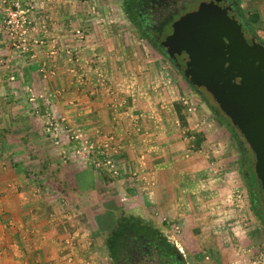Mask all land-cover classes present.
<instances>
[{"label": "rangeland", "instance_id": "374dc122", "mask_svg": "<svg viewBox=\"0 0 264 264\" xmlns=\"http://www.w3.org/2000/svg\"><path fill=\"white\" fill-rule=\"evenodd\" d=\"M203 1L169 0V9L181 17L190 11L199 12L197 6ZM16 2L19 3L18 9L24 20L22 29L25 30L26 38L24 47L19 48L10 39L5 23L7 10L13 8ZM52 2L53 0H0V10L4 14L1 28L5 37L0 47L4 43L12 52L9 56L4 51V46L0 48V169L6 167L8 173L23 175L37 192L45 194L47 192L60 211L75 213L82 223L86 224L88 221L95 223L94 238L98 239L97 246L102 257H107V264L114 263L108 258L105 239L113 229L110 225H115L116 218L120 215L139 218L141 224H148L157 229L161 236L178 250V255L183 258L185 264H223L221 260L214 261V257H205L210 255L211 251L207 252L204 249L202 253L200 250L192 253L191 247L187 251L176 239L179 227L161 223L152 211L137 206L132 200V195H129L130 197L127 194L122 195L125 193L123 183L126 176L130 173V177L133 178L136 174L133 170L124 168L119 162L120 141L119 137L109 131L107 114L109 113V119L113 122L114 114L120 113L128 102L126 96H120L116 99L117 104L113 103L111 107L110 102L108 106L102 99L107 97L106 93L109 96L111 91L115 92L114 88H119L114 86V81L116 83L120 79H140L144 85L153 84L154 87L150 88L152 91L156 89L153 94L162 91L155 86L156 81L157 83L169 81L167 84L170 86L165 87V92L172 95L170 91L174 90L177 96L185 93L187 97L184 96L185 98L180 101L184 106H188L187 112L194 111L198 106L207 107L214 128L223 125L219 116L231 125L230 120L223 116L218 104L204 87L194 86L201 91L205 99L209 100L208 103L201 99L172 63L150 46L129 19L124 10V0H67L66 3H70L75 13L72 19H69V37L66 38L69 39L63 42V45H67L63 47L53 35L54 28L58 27L52 26L49 16L44 13ZM234 2L244 20L252 15V0ZM147 15L151 16L149 21L153 24V15L150 12ZM159 21L156 15V23ZM256 23L258 26L261 24ZM259 28L256 29V35L264 41V31ZM48 43L50 46L47 49L50 48V51L44 47ZM72 44L82 48L79 52L81 58L70 48ZM166 44L170 46L169 42ZM64 48L67 52L61 56L62 61H65L61 73L65 75L60 76V73V77L55 78L57 77L53 65L55 60H52V56L61 55L59 51ZM39 51H45L43 62L40 61L43 81L40 87L25 86L22 79L23 69H19L20 75L17 77L15 63L20 65L18 63L22 62L20 60L22 56L28 54L33 59ZM78 59L90 69L85 70ZM89 71L93 72V75H88ZM67 74L71 75L73 80L69 79ZM64 79L67 80L66 83ZM71 82L76 83L77 88L90 85L94 87L93 91H83L82 96L86 98L83 105L73 99L75 89L73 90V86L70 85ZM89 105L93 108L95 106V110L91 108L90 112H86L84 109ZM101 105L104 107L103 110L100 109ZM113 119L118 118L116 116ZM87 125L93 129L88 131ZM182 128L186 129L187 124ZM226 128L224 132L229 135L228 138H220L221 145H225L220 155L235 159L231 167L236 171L240 201L246 207L251 197L246 180L247 177H251L252 181L248 182L252 183L259 210L264 216L260 184L259 181H255V173L251 167L253 152L242 136L238 135L246 149L245 166L242 167V171L250 173V176L245 175L247 178L245 180L241 170H237L236 160H239L241 152L238 151L229 129ZM185 132L190 134L191 130ZM190 135L193 136L192 143L198 136L194 133ZM106 142L109 147L106 154L112 159L113 169L101 164L97 166V163L103 160L99 147ZM85 145H93L94 149L90 152L77 153V150ZM225 148L229 151L226 152ZM209 159L216 161V157ZM100 208L104 210L98 213L102 211ZM249 215L251 220L256 221L258 238L253 248L251 244L245 249L248 257L243 264H264V224L253 213L250 212ZM134 264H161V260L157 255L150 254Z\"/></svg>", "mask_w": 264, "mask_h": 264}, {"label": "crops", "instance_id": "0c3cea01", "mask_svg": "<svg viewBox=\"0 0 264 264\" xmlns=\"http://www.w3.org/2000/svg\"><path fill=\"white\" fill-rule=\"evenodd\" d=\"M66 2L53 0L44 12L52 26L58 27L54 28L53 35L61 47L67 46L63 42L69 39H66L69 37V19L75 13L70 3ZM252 14L259 15L257 22L264 27V0H252ZM3 17L0 10V44L5 38L1 28ZM254 26L258 27V24ZM49 46L50 43L44 45L45 50L50 51V48L47 49ZM70 46L80 57L82 48L76 44ZM65 49L59 51L61 55L52 56L55 78L65 75L61 73L65 66L61 56L67 52ZM4 51L11 56L12 52L7 47ZM44 53L39 51L33 59L29 54L22 56L20 65L13 61L17 77L19 69H23V85L41 86L40 61L43 62ZM80 64L85 70L90 69L81 60ZM88 75H93V72L89 71ZM67 77L73 80L71 75ZM64 82L67 80L64 79ZM167 83L156 81L155 86L162 91L153 94L156 91L155 88L150 90L153 84L144 85L140 79H120L116 83L114 81V86L119 88H114V93L111 91L112 97L106 93L107 97L102 99L108 106L110 102L111 107L113 103L117 104L116 99L120 96H126L128 102L120 113L114 114L113 122L107 114L109 131L119 137V162L136 174L133 178L130 173L126 176L123 183L125 193L122 195H132L137 206L152 211L161 223L179 227L176 239L187 251L190 247L192 253L198 250L202 253L205 249L211 251L205 257H214V261L243 264L248 257L245 249L251 244L253 248L258 228L249 215L253 213L251 199L247 207L240 201L236 171L231 167L235 159L220 155L225 146L221 145L220 138H228L229 133L225 134L224 125L213 127L207 107L198 106L194 111L187 112L188 106L180 101L187 95L177 96L174 90L170 91L172 95L167 94L165 87L170 86ZM70 85L75 89L73 99L82 105L86 102L83 91L94 89L91 85L83 88H77L72 82ZM91 108L95 110L96 107L89 105L84 110L90 112ZM103 108L101 105L100 109ZM177 111L184 118V124ZM116 116L118 119L114 120ZM186 124L187 128H182ZM86 129L89 131L93 127L87 125ZM189 129L190 134L201 138L197 147L194 146L195 141L191 143L193 136L185 132ZM225 150L227 152L228 149ZM210 157H216V161H210ZM243 160L242 155L236 160V168L242 173L245 172L242 171ZM8 171L6 167L0 169V264H107V257H102L97 246L99 241L94 238L95 223H82L75 213L60 211L47 192H37L23 175ZM100 209L102 211L98 213L104 210ZM110 226L113 228L114 225ZM107 255L110 259L108 251Z\"/></svg>", "mask_w": 264, "mask_h": 264}, {"label": "water", "instance_id": "95a60500", "mask_svg": "<svg viewBox=\"0 0 264 264\" xmlns=\"http://www.w3.org/2000/svg\"><path fill=\"white\" fill-rule=\"evenodd\" d=\"M197 9L175 20L162 44L242 134L254 154L264 207V44L226 1H203Z\"/></svg>", "mask_w": 264, "mask_h": 264}, {"label": "flooded vegetation", "instance_id": "af4514ba", "mask_svg": "<svg viewBox=\"0 0 264 264\" xmlns=\"http://www.w3.org/2000/svg\"><path fill=\"white\" fill-rule=\"evenodd\" d=\"M224 1H226L230 9L236 13V16L241 18L242 23L244 25L243 16L241 15L240 10L236 6L234 0H224ZM169 4H170L169 0H124L123 2L124 10L126 11L129 19L132 21V23L139 31V33L143 35V37L146 39V41L150 44V46L153 49H155L158 53L162 54L163 57H165L168 62L172 63L173 66L180 73H182L184 78L188 81L186 75L177 65L175 58L169 55L167 48L162 44L164 36L169 34L171 31L172 23L179 17V15H176L175 13L173 14L172 11L174 10L169 9ZM184 11L187 12L189 10H184ZM148 12H150L153 15L154 18L153 20L155 21V24L154 21L153 24L150 23L149 18L151 16L147 15ZM156 15L158 16V20L160 19V21L157 23H156ZM248 32L250 33V31ZM188 83L190 84L189 81ZM197 90L199 91V89ZM224 115L225 114L223 113V116ZM231 126L233 127V130L236 131L237 135L242 136V134L238 131V128L236 126H233L232 124ZM245 150H244V154H245ZM242 157L244 158L245 156L242 155ZM254 163L255 161L253 154L252 162H251V167L253 168V170H254ZM248 180H251V177H249ZM255 181H258L257 178L255 179ZM160 245H161L160 241L150 233H144L139 230L125 233V235L120 239V243L119 245H117V249L113 252L114 259H112V262L114 264H134L144 259L145 257L149 256L150 254H153V255H157V257L161 260V264H166V261H168L167 263L169 264H182L179 255L174 256L175 258L178 259L177 261H173V260L169 261L166 258L168 257L166 256V253L162 252Z\"/></svg>", "mask_w": 264, "mask_h": 264}, {"label": "trees", "instance_id": "16d2710c", "mask_svg": "<svg viewBox=\"0 0 264 264\" xmlns=\"http://www.w3.org/2000/svg\"><path fill=\"white\" fill-rule=\"evenodd\" d=\"M258 20H259V15L252 14V15H250V17L248 19L244 20V25H245L244 27H246V29L248 31H250V33H252V35H254L261 43L264 44V41L261 40L256 35V29L261 26V25L258 27L254 26ZM262 26L260 27V29L264 30V27H262ZM191 87H193L195 89V87L193 85H191ZM195 90H196V93L201 96V99L204 102L208 103L209 100L205 99V97L203 96L201 91H198L197 89H195ZM177 114H178V117H180V120H182V124H184L185 120L179 114V111H177ZM219 119L221 120V123L229 129L231 136H232V138H233V140H234V142L238 148V151L241 152V155H244L245 149L242 146V141L239 139L238 135L236 134V131L233 130V127L228 122H226L222 116L221 117L219 116ZM200 142H201V138L195 139L196 147L200 144ZM242 159H244V158L242 157ZM242 165L245 166V160L242 161ZM243 174H244L245 179L249 178V177L246 178V176H245L246 174H248L246 172V170H245V172H243ZM246 181H247V183H246L247 188L249 189V192L251 195L250 199L252 202V212L259 219V221L263 222V224H264V216H262V213L259 210L255 192L252 190L253 189L252 183L248 182V180H246ZM141 223H142L141 219L131 217V216H127V215H120L116 218L115 225H114L113 229L110 231L109 235L105 239L106 250L108 251V253L111 256L110 260L114 259L113 258V252L117 249V245H119L120 239L125 235V233H129L131 231L139 230V231H142L144 233H150L153 236H155L161 243L160 247H161L162 252H165L166 256H168L166 258L169 261H172V260L177 261L178 259L175 258L174 256L179 254L178 250L173 245L168 243L165 240V238L161 236L160 232L157 229L151 227L148 224H141ZM180 260H181L182 264H185L183 261V258L182 259L180 258ZM167 262L168 261H166V264H169Z\"/></svg>", "mask_w": 264, "mask_h": 264}, {"label": "built area", "instance_id": "2783aa9c", "mask_svg": "<svg viewBox=\"0 0 264 264\" xmlns=\"http://www.w3.org/2000/svg\"><path fill=\"white\" fill-rule=\"evenodd\" d=\"M13 6L14 7L9 8L6 13V18H5L6 28H7L9 37L14 43V45H16V47L18 48L24 47V43L26 41V38L24 37L25 30L23 31L22 29L24 26L23 25L24 20H22L20 11L18 9L19 3L16 2L15 4H13ZM50 125L53 126V123L50 122ZM108 148L109 147H108L107 142L104 143L101 147H99V150H101L103 160L102 162L97 163V166L101 164V165H104V166H107L113 169L114 165H113L112 159L110 156L106 154V151L108 150ZM93 149H94L93 145H88V146L85 145L81 149L77 150V153H80L81 151L90 152ZM179 251L181 252L182 250L179 249Z\"/></svg>", "mask_w": 264, "mask_h": 264}]
</instances>
